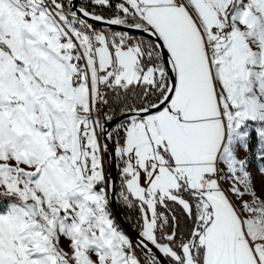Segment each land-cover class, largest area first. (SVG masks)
Masks as SVG:
<instances>
[{
  "label": "snow or ice",
  "instance_id": "6c2138e0",
  "mask_svg": "<svg viewBox=\"0 0 264 264\" xmlns=\"http://www.w3.org/2000/svg\"><path fill=\"white\" fill-rule=\"evenodd\" d=\"M256 145L264 0H0V264H264Z\"/></svg>",
  "mask_w": 264,
  "mask_h": 264
},
{
  "label": "water",
  "instance_id": "95a60500",
  "mask_svg": "<svg viewBox=\"0 0 264 264\" xmlns=\"http://www.w3.org/2000/svg\"><path fill=\"white\" fill-rule=\"evenodd\" d=\"M109 171H112L111 165L109 164ZM111 209L113 212V215L116 218V221L118 224L121 225V227L130 235L134 236V229L133 227L127 222V220L124 218L123 214L121 213L118 203L113 202L111 205Z\"/></svg>",
  "mask_w": 264,
  "mask_h": 264
},
{
  "label": "rangeland",
  "instance_id": "374dc122",
  "mask_svg": "<svg viewBox=\"0 0 264 264\" xmlns=\"http://www.w3.org/2000/svg\"><path fill=\"white\" fill-rule=\"evenodd\" d=\"M258 151H259V146L257 145L255 147L254 151L249 155V161H250V165H251V171H252L253 175L256 177L257 182L260 179L259 175L257 174V169L258 168H261V167H264V162L258 161L256 159L255 153L258 152ZM105 167H106V165H105ZM106 170H107V167H106Z\"/></svg>",
  "mask_w": 264,
  "mask_h": 264
},
{
  "label": "trees",
  "instance_id": "16d2710c",
  "mask_svg": "<svg viewBox=\"0 0 264 264\" xmlns=\"http://www.w3.org/2000/svg\"><path fill=\"white\" fill-rule=\"evenodd\" d=\"M105 14H107V13H105ZM256 146H253L251 153L254 151V149H255ZM106 167H107V170L109 171V164L108 163H106ZM118 206H119V209H120L121 213L123 214L124 218L131 225V222L127 219V210L121 204H118Z\"/></svg>",
  "mask_w": 264,
  "mask_h": 264
}]
</instances>
